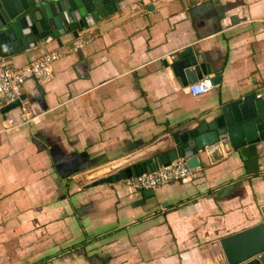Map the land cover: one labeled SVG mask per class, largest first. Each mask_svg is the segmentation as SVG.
<instances>
[{
    "label": "crops",
    "instance_id": "crops-1",
    "mask_svg": "<svg viewBox=\"0 0 264 264\" xmlns=\"http://www.w3.org/2000/svg\"><path fill=\"white\" fill-rule=\"evenodd\" d=\"M263 18L264 0H124L50 78L27 79L35 119L0 131V264H205L219 238L262 221L264 140L208 147L192 179L149 197L117 181L86 186L81 174L147 152L219 101L264 93ZM73 40L8 59L19 66ZM187 47L210 65L203 78L220 73L203 94L172 70Z\"/></svg>",
    "mask_w": 264,
    "mask_h": 264
},
{
    "label": "water",
    "instance_id": "water-1",
    "mask_svg": "<svg viewBox=\"0 0 264 264\" xmlns=\"http://www.w3.org/2000/svg\"><path fill=\"white\" fill-rule=\"evenodd\" d=\"M124 0H0V56L10 57L25 49L55 41L62 46V37L74 38L101 18L120 9ZM171 67L182 84L195 83L208 76L212 69L187 47L173 55ZM214 86L220 73L209 78ZM16 101L0 109V117L21 104ZM264 140V93L254 90L227 104L220 101L192 122L164 132L147 152L142 150L81 174L86 186L114 182L125 177L150 172L182 157L190 168L200 165L199 153L206 148L244 141ZM127 164L119 168V165ZM144 197L154 195L153 189L143 190ZM144 200H142L143 202ZM264 217V206L261 207ZM218 259L205 264H264V218L262 221L219 238ZM206 246V245H205Z\"/></svg>",
    "mask_w": 264,
    "mask_h": 264
},
{
    "label": "built area",
    "instance_id": "built-area-1",
    "mask_svg": "<svg viewBox=\"0 0 264 264\" xmlns=\"http://www.w3.org/2000/svg\"><path fill=\"white\" fill-rule=\"evenodd\" d=\"M264 20V18H263ZM79 34L74 38L67 50H53L32 59L22 65L16 66L9 57L0 56V109L16 101L23 92V84L27 79L45 81L52 75V63L62 57L66 52L81 48L86 40L79 38ZM79 38V39H78ZM209 78H202L195 83L187 85V90L192 95L203 94L212 88ZM18 108V115H12L11 111L5 113V118L0 117L1 132H10L27 123H31L35 116L28 113L24 100ZM195 168L187 165L185 158L178 157L168 165L160 166L150 172L140 175L125 177L117 181L121 186L130 191L145 189H158L166 184L178 181H188L194 177Z\"/></svg>",
    "mask_w": 264,
    "mask_h": 264
},
{
    "label": "trees",
    "instance_id": "trees-1",
    "mask_svg": "<svg viewBox=\"0 0 264 264\" xmlns=\"http://www.w3.org/2000/svg\"><path fill=\"white\" fill-rule=\"evenodd\" d=\"M79 244H80V242H78L76 244H73V245H70V246H66V247L62 248L61 251H66V250H68L70 248H75V246H77ZM35 264H37V263H35Z\"/></svg>",
    "mask_w": 264,
    "mask_h": 264
}]
</instances>
